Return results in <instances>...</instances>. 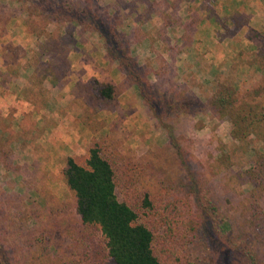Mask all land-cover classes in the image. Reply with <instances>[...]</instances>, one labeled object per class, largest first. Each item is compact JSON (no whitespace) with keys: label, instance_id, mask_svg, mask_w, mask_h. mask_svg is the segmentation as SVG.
Listing matches in <instances>:
<instances>
[{"label":"rangeland","instance_id":"rangeland-1","mask_svg":"<svg viewBox=\"0 0 264 264\" xmlns=\"http://www.w3.org/2000/svg\"><path fill=\"white\" fill-rule=\"evenodd\" d=\"M62 2L74 3L77 7L88 6L104 22L112 24L116 32L128 41L134 59L149 72L148 79L154 94L171 104L181 100L186 103L185 106L176 111L168 109L165 114L153 117L135 88L125 79L124 72L119 71L116 62L105 54L99 34L88 26L64 20L62 16L57 17L58 20L49 17L43 22L40 19L36 22L37 28L44 23L41 35L31 33L29 26L31 20L37 18L39 12H50L54 5ZM162 7V0H0V75H3V82L11 89L21 87L23 98L31 100L32 64L35 77L33 81L36 82L37 91L36 96L32 97L36 98L41 90H45L39 84L40 71L50 59L49 54L40 46L45 35L58 28L60 44L66 50L68 61L73 65L76 74L79 72L83 74L84 82L94 79L100 83L113 82L122 88L114 110H103L96 115L102 118L105 124L103 130L96 135L97 138L102 136L105 130H108L111 136L104 153L109 154L108 158L114 170L117 199L137 206L144 191L148 190L155 195L154 199H157L159 194L164 192V188H183L182 185L187 183V173L175 162L173 144H178L187 151L192 163L198 161L199 172L204 173L208 196L216 203L218 215L231 230L240 231L242 220L240 210L249 186L239 172L250 165L256 150H262L264 133L257 136L250 134L241 141L233 140L229 134L228 119L217 117L216 113L211 111L208 99L216 80L226 78L234 86L237 100H241L251 89L264 84V68L260 69L255 63L249 62L251 66L239 67L233 75L229 73L214 78H181L180 72L177 71L179 74L175 77L174 66L170 62L164 63L158 56L159 43L156 47L153 44L155 39L171 36L169 30L163 32L154 26L157 25L156 20H159L157 12ZM143 18L149 20L148 25L152 28H141L140 22ZM165 32L167 34H163ZM257 33L262 37L257 36ZM263 34L262 30L248 31L245 36L254 37L258 48L264 43ZM254 53H246V58H242L241 53L238 58L251 61ZM240 61L234 60L236 63L239 62L238 64H241ZM235 65L237 64L234 63L232 66ZM17 75L28 78L25 85L17 86L14 79ZM258 99L264 105V92ZM77 101L79 99L74 98L75 104ZM135 103L138 107L145 106L146 114L136 111ZM8 106L5 102L2 104L0 100V118L5 119L14 132L10 143L11 152L8 155L10 167L4 168L0 165V189L6 196L20 197L24 203L31 202V207L36 212L35 217L28 220L17 214L12 218H0V251L4 253L3 259L7 264H24L22 255L19 254L22 233L25 235L30 227L31 232L41 231L42 226H47L44 231L53 226L50 255L55 253L54 248L63 249L61 252L67 255L64 248L70 242V238L56 226L61 215L64 217L74 214L73 197L60 176L64 157L61 156L58 160L62 166H58L54 174L41 170V166L37 167L36 163L40 161L36 163L32 161L31 153H19L21 149L14 141L20 136L13 116L16 109L14 106ZM24 125L28 130L27 134L31 135V124L28 123V119L24 121ZM79 140H82L81 136ZM84 143L77 147L73 146V150L69 151L76 157H83L87 142ZM28 145L31 146V142ZM79 159L83 163V158ZM123 159L129 161L125 167L122 164ZM139 163H152L154 168L146 174H143L145 171L137 173L140 169ZM211 163L217 169L212 176L209 175L207 167ZM131 164L134 165L133 168ZM40 187L42 191L37 193ZM48 195L53 199L45 204L42 197ZM260 204L264 208V196ZM49 205H52L51 208ZM26 226L28 228L24 229ZM93 238L100 239L98 232L94 231ZM12 241L16 244H12ZM213 242V238L208 240V247H211ZM252 245L256 247L257 244L254 242ZM200 251L199 246L192 247L194 257L199 256Z\"/></svg>","mask_w":264,"mask_h":264},{"label":"trees","instance_id":"trees-1","mask_svg":"<svg viewBox=\"0 0 264 264\" xmlns=\"http://www.w3.org/2000/svg\"><path fill=\"white\" fill-rule=\"evenodd\" d=\"M61 16L99 34L105 54L116 62L119 71L124 72L125 79L135 88L153 117L165 114L168 109L176 111L185 106L181 100L171 104L154 94L149 72L134 59L128 41L88 6L77 7L74 3L62 2L54 5L50 12H39L29 24L31 33L41 35L44 31V23L40 28L36 27L38 19L43 22L45 18L58 20L57 17ZM57 29L47 33L40 46L50 58L41 68L40 80L47 78L52 84L63 79L70 66ZM249 62L264 68V43L256 49L251 61H247L248 65ZM74 89L82 104V124L91 132L101 129L104 122L97 120L94 114L114 110L122 89L120 85L92 79L77 82ZM262 92L264 84L237 100L230 81L226 78L216 80L208 99L209 106L217 117L228 119L233 140L241 141L250 134L264 133V105L258 99ZM27 119L31 124L30 114L22 117L18 127L20 136L27 134L24 125ZM12 135L13 129L0 118V165L4 168L10 167L8 155ZM110 141L108 133L99 138L92 137L83 157L69 155L63 159L60 176L73 197L74 214L61 215L56 226L70 238L64 248L68 254L61 252L63 249L54 248L55 253L50 255L53 226L46 231L47 226H42L37 232H31V227L26 226L24 229H28L25 235L22 233L19 249L24 264H264V208L260 204L264 196V141L262 150L254 152L250 165L239 172L249 186L240 210V231L231 230L218 215L216 203L208 196L204 173L199 172L198 161L192 163L187 151L178 144H173L175 162L187 173L183 188H164L157 199L148 190L144 191L137 206L119 201L115 194L112 163L109 154L104 153ZM79 158H83V163ZM122 164L125 167L129 161L123 159ZM139 165L137 173L145 171L143 174H146L154 168L152 163ZM207 167L210 176L217 172L212 163ZM40 189L37 193L42 191ZM42 198L45 204L53 199L50 195ZM35 212L31 202L24 203L20 197L6 196L0 189V218H12L17 214L28 220L35 217ZM94 231L98 232L100 239L94 240ZM212 238L214 242L208 247L207 241ZM254 242L256 247L252 245ZM12 244L16 243L12 241ZM193 246L200 247L199 256L192 255ZM3 257L4 253L0 251V264H7Z\"/></svg>","mask_w":264,"mask_h":264},{"label":"crops","instance_id":"crops-1","mask_svg":"<svg viewBox=\"0 0 264 264\" xmlns=\"http://www.w3.org/2000/svg\"><path fill=\"white\" fill-rule=\"evenodd\" d=\"M162 2L163 7L157 12L159 20H156L157 25L154 26L163 32L169 30L171 36L155 39L153 44L156 47L159 43L158 56L164 63L170 62L174 66L175 77L179 71L181 78H214L229 73L233 75L239 67L251 66L238 57L243 53L242 58H246V53L253 54L257 49L254 37L245 36V33L261 30L264 32V0H162ZM141 21V28H152L148 25L149 20L143 18ZM234 60H241V64ZM233 62L237 64L234 67ZM111 64L114 65L113 62ZM33 69L31 64V100L23 98L21 87L13 90L3 82V75H0V100L2 104L5 102L15 107L13 116L17 127L22 117L30 114L31 135L28 133L14 140L21 149L19 153H31L32 161L35 163L40 161L36 166L55 174L58 166H62L58 162L60 157L72 155L69 149L73 150V146L77 147L84 142L88 144L90 138L97 137L105 124L95 132H91L82 124L80 120L82 104L80 100L76 104L73 100L77 97L74 86L77 82H84L83 74L81 72L76 74L73 65L70 64L63 79L54 84L47 78H41L39 84L45 90H41L36 98L32 97L36 96L37 92L36 82L33 81ZM22 77L24 75H17L14 78L17 86L25 85L28 78ZM136 106V111L146 114L145 106L138 107V104ZM102 111L97 113L100 114ZM97 113L94 117L101 120L102 118L96 116ZM105 133L109 134L108 130H105ZM30 142L31 146L28 145Z\"/></svg>","mask_w":264,"mask_h":264}]
</instances>
